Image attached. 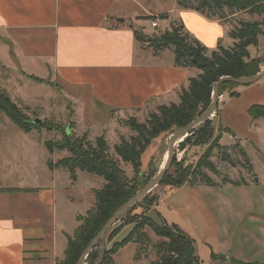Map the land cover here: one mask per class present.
Returning <instances> with one entry per match:
<instances>
[{"label":"crops","instance_id":"0c3cea01","mask_svg":"<svg viewBox=\"0 0 264 264\" xmlns=\"http://www.w3.org/2000/svg\"><path fill=\"white\" fill-rule=\"evenodd\" d=\"M124 1L150 17L136 0H0L1 91L20 110H29L38 98L28 96L25 87L33 86L29 77L42 80L34 76L37 73L54 77V86L59 95L70 99L75 115L94 104L113 113L136 111L158 102L178 104L181 91L201 72L177 66L171 50L145 51L134 36V32L144 35V21L137 20L141 14L129 12ZM173 9L175 15L153 16L161 18L162 24H183L184 30L210 51L217 50L219 45L228 49L235 44L229 36L227 18L211 20L195 11ZM129 15L132 16L125 18ZM226 37L231 40L227 47ZM249 50L250 47V58L264 57ZM43 67L49 70L44 72ZM238 89L228 94L238 96ZM3 145H8L11 164L0 171V179H12L18 186L0 188L7 191L0 197L11 194L17 204L12 207L13 202H0V264H57L64 259L67 237L80 225L78 217H84L89 208L82 213L80 206L57 194L55 184L27 185L43 178L44 172L54 181L59 172L62 176L67 173L63 169L50 171L45 151L38 159L43 163L32 166L33 141L17 136L13 140L8 138ZM67 178L66 184L72 183L69 174ZM43 194L50 196L47 204ZM163 219L172 223L164 216ZM131 228L119 231L111 245L126 238Z\"/></svg>","mask_w":264,"mask_h":264},{"label":"rangeland","instance_id":"374dc122","mask_svg":"<svg viewBox=\"0 0 264 264\" xmlns=\"http://www.w3.org/2000/svg\"><path fill=\"white\" fill-rule=\"evenodd\" d=\"M136 1L139 4H143L145 9H147L148 13H146L150 17L143 15L137 6L128 1H124L123 4L128 8L129 12H136L137 14L139 12L141 14L137 15L141 18L137 20L144 21L141 24L145 26L144 30L146 31L144 35L140 36L141 46L145 51L156 53L159 50H155L151 46L153 40L158 39L155 37H160L165 32H171L173 24H169L168 21L164 24L161 23L160 28L150 29L149 21L154 20L152 18L154 17L153 15L164 13H168L166 15H175L171 10L172 8L181 9L179 7L180 0ZM198 14L201 15L200 13ZM229 14L230 12L225 11V16L227 17L226 25L230 32L237 27L239 28L240 22H261L264 20L262 15L243 16L238 13L234 14L235 18H231ZM131 16L129 15V17L125 18L128 19ZM208 16H206L208 19L217 20V18L210 17V14ZM157 19L160 21L161 18ZM175 23L177 26L183 25L178 22ZM184 29H182V33L193 38ZM261 29L264 34V26ZM230 43L231 40L226 37L224 46H230ZM249 51L251 54L258 51L257 55H264V35L259 36L257 47H250ZM42 70L47 72L49 67H43ZM259 71L258 75L264 73V64L260 66ZM4 73L7 74L6 71ZM34 76L41 78L44 82H31L33 86L28 87V90L25 87V93L31 98L34 96L40 100L38 101L37 99L36 102L34 100L33 105L28 108L29 110H25L26 108L22 109V114L32 121L39 120L42 123L49 120L61 127H66L69 129L71 137L82 140L84 144L94 146L95 141L102 137L108 146V154L114 159H118L115 155L114 147L119 145L122 139L130 140V138L135 136L134 130L130 127L131 121H134L136 126L139 127L148 126L153 117L160 115L159 108H168L173 105V101L158 102L151 103L136 111L113 113L101 104H94L93 107L88 106L75 115L76 109L70 104V99L63 94L64 97L59 95L60 93L53 83V76L37 73ZM28 83L30 84V82ZM257 83H253L248 87H239L238 96H230L228 91L224 96L218 98L219 104L216 106L211 120H214L213 125L217 130L218 128H223L230 131V134L223 133L220 142L222 147L230 146L223 150L216 149L213 151L211 162L214 164L217 174L204 171L215 186H206L203 183L204 181L200 179L195 186L184 184L181 188H185L177 192H174L176 189H172L167 185H159L147 194L146 202L141 204L146 209L137 206L132 214L148 216L157 223H160V219H163L164 216L167 221L172 222L169 225H176L193 240L199 264H232L217 259L216 255L226 256L243 264H264V121H252L248 115L251 107H264V79L262 82ZM1 126L4 128L0 132V171H3L7 168V165L11 164V158L7 155L8 145H3V143L8 138L13 140L17 136H20L23 141H33L34 143L33 148L30 147L34 156L31 161L33 165L31 163L28 165H41L43 160L38 159L42 158L43 151H45L44 156L48 157L46 166L48 162L55 164L69 156L66 151L59 152L56 150L47 156L48 151L44 143L48 141L60 143L63 139L60 133L47 132L45 129L33 130L31 134L25 133L2 112H0ZM175 134L176 132L173 134L166 132L151 142L141 157V170L143 173H148L147 169L151 165H153L152 169L157 171L155 177L162 171L170 141ZM42 143L43 145H41ZM181 143L179 142V144ZM179 144L177 143L173 149V157L176 163H180L184 159V163H181L183 167H187V165L194 167L206 150V147H191L182 151L179 149ZM120 167L128 177H132V170L129 165L120 162ZM176 168V166L171 167L167 174L175 175L177 172ZM44 173L41 175L43 178L27 185L45 186L47 184H55L58 190L57 194L63 199H68L69 202H74L78 207L80 206L82 213H84L86 208L91 209L93 207V191L101 189L104 185L102 178L80 171L76 172L78 180L72 182L69 179L72 183L68 184H66L68 173L62 176L61 172H59L55 181L47 178L48 175ZM255 180H258V182ZM15 186L18 185H15L12 179H0V188ZM167 192L170 193L167 194ZM43 195L47 204L50 196L48 194ZM165 198H167L166 201L162 203ZM2 200L7 204L13 202L12 207L17 206L11 194L6 197H0V202ZM154 201H157L156 205L153 204ZM119 226V223L115 224L116 228ZM125 227L121 226V230ZM130 227H132V231L134 225H130ZM146 233L151 240L152 246L160 242V239L151 234L149 230H146ZM117 235L118 233L115 236H110L109 234L100 242L96 250L98 253L96 264L100 263L103 256L105 257V252L110 250L112 240ZM152 246L150 247L149 258L146 260L141 259L137 262L134 260L136 245L130 243L112 256V264H151L155 260ZM104 262L105 264L110 263V261Z\"/></svg>","mask_w":264,"mask_h":264},{"label":"trees","instance_id":"16d2710c","mask_svg":"<svg viewBox=\"0 0 264 264\" xmlns=\"http://www.w3.org/2000/svg\"><path fill=\"white\" fill-rule=\"evenodd\" d=\"M179 7L201 15L206 14L207 17L210 14V17L217 18V20L227 18L225 11L230 12L231 17L238 13L264 16V0H180ZM263 26L264 20L240 22L239 28L233 29L229 34L230 38L235 41L233 47L224 49L219 45L215 51H209L196 39L183 34V25L177 26L176 23H173L171 32L155 37L158 39L153 40L151 45L155 50H171L177 66L194 68L201 74L189 80L188 88L183 89L179 95L178 104H173L168 108H159L160 115L153 117L148 126L139 127L131 121L130 127L134 130L135 136L130 140L122 139L120 144L114 147L118 159L108 154V146L102 137L98 138L93 146L71 137L68 128L61 127L53 121L47 120L35 124V120L32 121L23 115L21 110L0 89V112L4 113L21 131L30 133L33 130L45 129L47 132L62 134L63 139L60 143L53 141L44 143L49 153L56 150L66 151L69 154L68 157L55 164L48 162L47 166L50 171L63 169L69 174L72 182L77 181V171L95 175L104 180L103 187L93 191V207L86 212L84 217H78L80 225L72 236L67 237L64 259L57 264H78L85 249L110 218L153 180L157 173L155 169H152L153 165L150 166L151 168L148 167V173H143L141 170V157L153 140L166 132L177 133L198 119L212 104L214 86L221 78L242 79L254 78L258 75L260 66L264 64V57L250 58L248 48L257 47L258 37L264 35L261 29ZM134 36L137 41H141L140 32H134ZM29 79L37 83L44 82L34 77H29ZM245 86L249 85L225 82L219 87V97L228 91L232 92ZM230 96H236V94L232 93ZM248 115L252 121H264V107L253 106L249 109ZM213 121V119L206 120L195 128L182 143L180 142L181 144L178 143L182 151L191 147H206L197 164L194 167L189 165L183 167L184 159L176 163L173 157L171 167L176 166L177 172L175 171V175L166 174L159 185L179 189L184 184L195 186L200 179L206 186H215L204 171L217 174L211 157L214 150L224 149L220 142L223 133L230 134V131L223 128L217 130ZM120 162L131 167V178L122 170ZM6 192L0 189V194ZM147 198L145 195L140 202L118 219L115 224L119 223V227L116 228L114 224L107 231L104 238L109 234L115 236L121 230V226L134 225L126 238L119 243L112 244L99 264H105L104 261H110L109 264H112V256L130 243L136 245L135 261L148 259L152 243L146 230L160 239L159 243L152 246L155 260L151 264H199L193 240L176 225H169L162 219L160 223H157L142 214L132 215L135 207H144L141 204L146 202ZM156 202L154 201L153 204L156 205ZM100 242L88 254L84 264H96L98 259L96 250ZM218 258L227 263L243 264L232 258L226 259L222 256Z\"/></svg>","mask_w":264,"mask_h":264},{"label":"water","instance_id":"95a60500","mask_svg":"<svg viewBox=\"0 0 264 264\" xmlns=\"http://www.w3.org/2000/svg\"><path fill=\"white\" fill-rule=\"evenodd\" d=\"M264 78V73L258 75L254 78H242V79H231V78H221L214 86L213 89V101L210 107L195 121H193L190 125L182 129L181 131L177 132L175 135H173L172 140L170 141L168 152H167V159L163 165L162 171L158 173V175L153 178L151 182L148 183L140 192H138L130 201H128L123 207H121L111 218L110 220L104 225V227L99 231V233L93 238V240L90 242L88 247L85 249L81 259L79 260L78 264H84V261L86 260L88 254L96 247V245L104 238L107 231L118 221V219L125 214L132 206H134L136 203L140 202V200L150 193L153 188L159 186L167 172L172 166L173 162V149L175 145L179 142H182L187 136L190 135V133L200 126L202 123H204L206 120H211L213 117L215 108L218 103L219 98V87L225 83L230 82L238 85H251L253 83H257L259 80ZM35 124H39V120L34 121ZM258 182V180H255Z\"/></svg>","mask_w":264,"mask_h":264},{"label":"built area","instance_id":"2783aa9c","mask_svg":"<svg viewBox=\"0 0 264 264\" xmlns=\"http://www.w3.org/2000/svg\"><path fill=\"white\" fill-rule=\"evenodd\" d=\"M149 23H150L151 29L160 28L161 22L156 17H154V20L149 21Z\"/></svg>","mask_w":264,"mask_h":264},{"label":"bare ground","instance_id":"6f19581e","mask_svg":"<svg viewBox=\"0 0 264 264\" xmlns=\"http://www.w3.org/2000/svg\"><path fill=\"white\" fill-rule=\"evenodd\" d=\"M166 159H167V157L165 158V161H166ZM165 161H164V163H165Z\"/></svg>","mask_w":264,"mask_h":264}]
</instances>
